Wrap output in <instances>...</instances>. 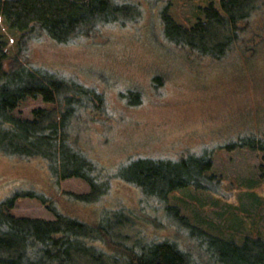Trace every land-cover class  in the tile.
<instances>
[{"label": "rangeland", "instance_id": "1", "mask_svg": "<svg viewBox=\"0 0 264 264\" xmlns=\"http://www.w3.org/2000/svg\"><path fill=\"white\" fill-rule=\"evenodd\" d=\"M134 1L137 11L119 12L117 21L97 30L87 29L88 35L74 42L58 44L42 36L30 41V62L68 85L76 82L86 86L85 92L93 87L103 95L107 110L98 113L94 125L81 130V142L107 174L128 173L133 168L129 163L137 157L179 160L182 164L170 165H181L186 173H193L197 170L193 162L205 148L212 151L206 173L210 181H200L206 189L188 187L168 195L165 205L182 218L179 222L157 204L151 206L150 200L145 207L139 189L114 177L97 202H71L64 197L66 193L88 194L83 181L67 179L55 185L44 160L25 161L0 153V203L14 195L24 196L15 199L12 216L53 221L39 200L26 197L39 194L52 199L62 214L90 224L104 209L119 207L133 226L158 239H182L187 233L181 227L184 223L235 244L245 238L264 242L261 154L217 149L245 128L248 120L264 125V29H260L262 36L256 40L255 51L240 54L243 62L233 54L225 63L196 69L183 65L180 58L169 54L168 47L158 46L159 13L165 7L177 24L188 28L202 20V9L209 5L218 8V1ZM254 22L247 24L241 35L249 44L252 30L264 25V12ZM0 37L11 58L17 52L19 35L2 18ZM154 78H159L156 88ZM131 90L139 94V106H131L124 97ZM36 110L58 111L59 107L41 98L26 99L12 116L31 120ZM151 219L159 226H146L144 222Z\"/></svg>", "mask_w": 264, "mask_h": 264}, {"label": "trees", "instance_id": "2", "mask_svg": "<svg viewBox=\"0 0 264 264\" xmlns=\"http://www.w3.org/2000/svg\"><path fill=\"white\" fill-rule=\"evenodd\" d=\"M217 1L218 8L209 5L202 9V20L188 28L161 8L158 46L168 47L169 54L196 69L225 63L233 54L243 62L240 54L255 51L264 25L252 30L250 44L243 41L242 32L247 24L256 23L255 18L259 20L264 0ZM131 9L138 10L134 0H0V18L19 35L17 52L11 58L0 37V153L25 161L44 160L55 185L67 179L83 181L88 194L66 193L64 197L71 202H97L114 177L139 189L145 207L150 200L151 206L157 204L168 216L183 222L174 209L166 207V199L171 192L188 187L206 189L200 181H210L206 173L212 151L204 148L201 158L193 162L197 167L193 173H186L181 165H170L182 164L179 160L137 157L129 163L133 168L128 173L109 175L81 142V130L94 125L98 113L106 109L103 95L93 87L85 92L83 84L68 85L58 75L30 62V41L42 36L58 44L74 42L87 36L88 30L112 24L117 14ZM153 83L156 88L159 78ZM131 91L124 97L131 106H139V94ZM34 98L46 104L58 103L59 110L33 111L31 120L12 116L21 102ZM244 126L217 149L259 152L264 169V125L250 119ZM19 197L24 196L14 195L0 203V264H264V242L259 238H245L235 244L183 223L187 233L182 239H158L133 226L119 207L104 209L90 224L62 214L52 199L39 194L26 197L39 200L54 220L16 218L10 210ZM144 223L159 226L153 219Z\"/></svg>", "mask_w": 264, "mask_h": 264}]
</instances>
